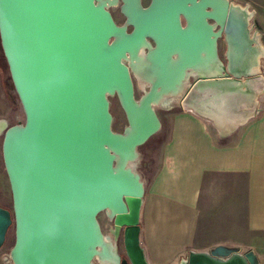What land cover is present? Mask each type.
I'll use <instances>...</instances> for the list:
<instances>
[{
	"label": "water",
	"instance_id": "obj_1",
	"mask_svg": "<svg viewBox=\"0 0 264 264\" xmlns=\"http://www.w3.org/2000/svg\"><path fill=\"white\" fill-rule=\"evenodd\" d=\"M118 1L123 24L109 9ZM255 14L234 0H0L1 45L24 111L2 143L13 206H0V248L14 225V264H150L135 162L161 128L156 105L179 97L222 136L255 118L264 94ZM134 78L147 85L139 98ZM114 95L128 120L122 132ZM179 264L257 259L218 245Z\"/></svg>",
	"mask_w": 264,
	"mask_h": 264
},
{
	"label": "crops",
	"instance_id": "obj_2",
	"mask_svg": "<svg viewBox=\"0 0 264 264\" xmlns=\"http://www.w3.org/2000/svg\"><path fill=\"white\" fill-rule=\"evenodd\" d=\"M234 1L255 9L264 33V0ZM261 106L255 118L225 136L181 106L159 116L164 133L149 148L159 158L147 178L142 175L140 241L150 264H179L191 249L218 245L251 251L264 264V94Z\"/></svg>",
	"mask_w": 264,
	"mask_h": 264
},
{
	"label": "rangeland",
	"instance_id": "obj_3",
	"mask_svg": "<svg viewBox=\"0 0 264 264\" xmlns=\"http://www.w3.org/2000/svg\"><path fill=\"white\" fill-rule=\"evenodd\" d=\"M149 0H143V4H148ZM113 16L119 24H123L125 21V15L121 10L120 1L118 4L111 5L109 7ZM256 15V14H255ZM255 20V17L253 21ZM255 22V21H254ZM257 26V25H256ZM258 27V26H257ZM130 28V27H129ZM10 76L8 67L5 65L0 68V206L7 207L12 209V192L10 187L9 178L7 171L5 169L3 152H2V143L4 138V132L6 128L10 125L16 124L24 120V111L22 105L19 103H14L12 97L14 95V86L12 83L9 85L3 83ZM135 83V96H139L147 88V85H143L138 79L134 78ZM180 107L179 97H176L170 104V106ZM162 105H156V110L159 116L164 115L165 108H168ZM110 111L113 115V129L115 131L122 132L125 127L128 125V120L126 113L120 103V100L117 95L110 97ZM163 129L159 130L156 134L150 137L144 144L139 146V158L135 162V168L143 175L144 178H147L149 168L153 167V160L158 159L155 155L149 151L150 147H153L156 144H159L157 140L158 136H163ZM155 157V158H154ZM142 177V178H143ZM99 220L103 224L105 221L104 214L101 212L99 214ZM15 242V227L12 225L8 231L6 241L4 245L0 248V264H14L10 258V250ZM94 264H99L98 260H95Z\"/></svg>",
	"mask_w": 264,
	"mask_h": 264
},
{
	"label": "flooded vegetation",
	"instance_id": "obj_4",
	"mask_svg": "<svg viewBox=\"0 0 264 264\" xmlns=\"http://www.w3.org/2000/svg\"><path fill=\"white\" fill-rule=\"evenodd\" d=\"M150 1L151 0H149V2H148V4L150 3ZM142 2H143V0H142ZM144 5H147V4H144ZM113 14V13H112ZM114 17V16H113ZM115 18V17H114ZM126 19V18H125ZM116 20V19H115ZM6 66V67H8V64H7V60H6V58H5V55H4V52H3V48H2V45H1V39H0V68H1V66ZM9 69V68H8ZM3 83H5V84H7V85H9V83H12L13 84V82H12V79H11V76H9V78L8 79H6ZM14 86V85H13ZM14 90H15V88H14ZM12 97V101L15 103H19V104H21V102H20V100H19V97H18V94H17V92H16V90H15V92H14V95L13 96H11Z\"/></svg>",
	"mask_w": 264,
	"mask_h": 264
},
{
	"label": "bare ground",
	"instance_id": "obj_5",
	"mask_svg": "<svg viewBox=\"0 0 264 264\" xmlns=\"http://www.w3.org/2000/svg\"><path fill=\"white\" fill-rule=\"evenodd\" d=\"M144 84V83H143ZM111 97H113V96H111Z\"/></svg>",
	"mask_w": 264,
	"mask_h": 264
}]
</instances>
